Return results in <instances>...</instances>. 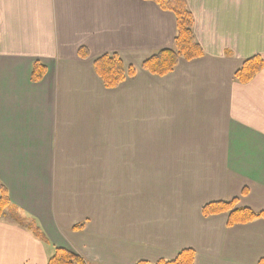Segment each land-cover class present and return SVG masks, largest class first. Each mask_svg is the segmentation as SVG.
Returning <instances> with one entry per match:
<instances>
[{"label":"crops","instance_id":"0c3cea01","mask_svg":"<svg viewBox=\"0 0 264 264\" xmlns=\"http://www.w3.org/2000/svg\"><path fill=\"white\" fill-rule=\"evenodd\" d=\"M186 1L204 56L158 77L142 64L173 48L177 24L154 2L0 0V264H48L55 248L89 264L264 259V219L202 214L264 211V69L235 79L264 60V0ZM104 55L135 76L107 88Z\"/></svg>","mask_w":264,"mask_h":264},{"label":"trees","instance_id":"16d2710c","mask_svg":"<svg viewBox=\"0 0 264 264\" xmlns=\"http://www.w3.org/2000/svg\"><path fill=\"white\" fill-rule=\"evenodd\" d=\"M154 2L162 11L172 13L176 18L177 35L174 46L156 52L145 60L142 69L158 77H164L174 71L179 61L187 62L201 59L204 56L202 47L198 44L195 34V18L188 8L186 0H145ZM79 56L83 59L89 57L86 48H80ZM264 69V60L261 56L252 57L244 62L236 72L235 79L241 84H248ZM95 70L107 88H116L121 85L127 75L135 76V70L130 67L125 69L123 61L116 55H104L95 62ZM46 75L45 68L40 63H35L32 73V81L39 83ZM246 193V190H244ZM11 205L7 188L0 182V219L4 217L5 211ZM238 201L213 202L205 205L202 209L204 217L227 214V227L250 224L256 220L264 219V211L255 212L247 208H237ZM75 230H83V226L75 227ZM43 242L45 236L36 234ZM48 264H89L81 256L71 253L62 248H55ZM136 264H150L139 261ZM154 264H196V252L193 249L182 250L178 256L171 261L160 260ZM258 264H264V259Z\"/></svg>","mask_w":264,"mask_h":264},{"label":"rangeland","instance_id":"374dc122","mask_svg":"<svg viewBox=\"0 0 264 264\" xmlns=\"http://www.w3.org/2000/svg\"><path fill=\"white\" fill-rule=\"evenodd\" d=\"M158 6V5H157ZM159 7V6H158ZM156 263V262H155ZM150 264H154V263H150Z\"/></svg>","mask_w":264,"mask_h":264}]
</instances>
